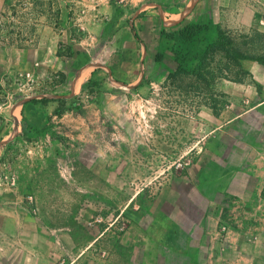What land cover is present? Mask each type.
Returning <instances> with one entry per match:
<instances>
[{
    "label": "rangeland",
    "instance_id": "rangeland-1",
    "mask_svg": "<svg viewBox=\"0 0 264 264\" xmlns=\"http://www.w3.org/2000/svg\"><path fill=\"white\" fill-rule=\"evenodd\" d=\"M122 5L0 0V264L74 232L99 264L145 211L196 207L186 174L264 145V0H205L167 31Z\"/></svg>",
    "mask_w": 264,
    "mask_h": 264
},
{
    "label": "crops",
    "instance_id": "crops-1",
    "mask_svg": "<svg viewBox=\"0 0 264 264\" xmlns=\"http://www.w3.org/2000/svg\"><path fill=\"white\" fill-rule=\"evenodd\" d=\"M71 2L77 7L96 10L101 7L98 13L109 14L112 3L118 4L121 0ZM181 3L184 7L176 12L165 14L162 8ZM200 3L205 0L121 2L133 20L151 22L160 14L167 15L163 24L165 29H162L166 31L170 30L167 29L169 26L175 27L190 17L194 8L189 7ZM166 22H172V25ZM152 31L156 32L151 28L148 32ZM183 178L189 183L184 194L189 193L194 200L197 199L196 207L187 209L183 219L169 212L145 211L142 217L148 214L150 221L147 224L135 221L118 242L110 244L111 254L99 264H264V145L253 157H245L237 164L225 166L214 162L212 167H202L198 174L190 172ZM222 224L228 227L224 241L220 239ZM74 233L69 250L63 244L61 233L54 239H47V248H42V264H84L83 256L89 252L87 246L90 243L83 245L86 237ZM71 251L78 255L70 263L60 262L62 254Z\"/></svg>",
    "mask_w": 264,
    "mask_h": 264
},
{
    "label": "trees",
    "instance_id": "trees-1",
    "mask_svg": "<svg viewBox=\"0 0 264 264\" xmlns=\"http://www.w3.org/2000/svg\"><path fill=\"white\" fill-rule=\"evenodd\" d=\"M190 27H186L184 31L189 30ZM191 29V28H190Z\"/></svg>",
    "mask_w": 264,
    "mask_h": 264
},
{
    "label": "built area",
    "instance_id": "built-area-1",
    "mask_svg": "<svg viewBox=\"0 0 264 264\" xmlns=\"http://www.w3.org/2000/svg\"><path fill=\"white\" fill-rule=\"evenodd\" d=\"M126 0H121V2H125ZM223 231H225V228L223 229Z\"/></svg>",
    "mask_w": 264,
    "mask_h": 264
}]
</instances>
